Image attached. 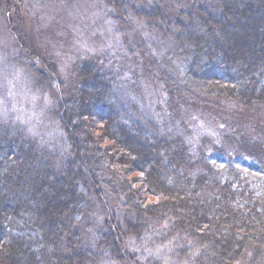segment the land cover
Masks as SVG:
<instances>
[{"label":"trees","instance_id":"1","mask_svg":"<svg viewBox=\"0 0 264 264\" xmlns=\"http://www.w3.org/2000/svg\"><path fill=\"white\" fill-rule=\"evenodd\" d=\"M219 2L217 13L198 5L165 32L186 60L182 82L173 80L197 102L264 107V0ZM99 60L77 61L61 90L55 113L71 146L61 166L23 128L0 123V264H123L125 235L143 237L154 264L153 253L182 264H264V173L231 178L209 157L204 168L190 161L150 117L134 115L117 71ZM248 145L264 171V149ZM103 183L122 220L85 226Z\"/></svg>","mask_w":264,"mask_h":264},{"label":"rangeland","instance_id":"2","mask_svg":"<svg viewBox=\"0 0 264 264\" xmlns=\"http://www.w3.org/2000/svg\"><path fill=\"white\" fill-rule=\"evenodd\" d=\"M219 1L0 0V123L23 128L49 152L50 163L61 166L71 149L55 113L61 90L72 85L77 61L98 57L100 64L117 71L115 87L134 115L150 117L149 126L184 149L190 161L199 160L204 168L200 158L209 157L217 167H228L225 175L231 178L235 172L247 180L262 175L245 147L264 149V107H244L216 96L197 102L174 81L182 82L186 60L165 32L175 31L177 17L185 18L198 5L217 13ZM155 6L156 25L150 14ZM102 188L85 226L107 219L117 227L125 209L107 193L105 183ZM125 237L123 264H154L142 255L143 237ZM153 255L161 264H182L162 253Z\"/></svg>","mask_w":264,"mask_h":264}]
</instances>
